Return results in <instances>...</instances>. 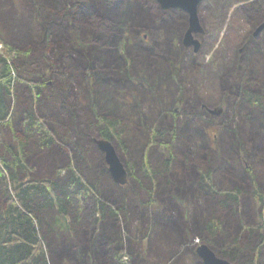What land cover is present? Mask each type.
I'll list each match as a JSON object with an SVG mask.
<instances>
[{
	"label": "rangeland",
	"instance_id": "1",
	"mask_svg": "<svg viewBox=\"0 0 264 264\" xmlns=\"http://www.w3.org/2000/svg\"><path fill=\"white\" fill-rule=\"evenodd\" d=\"M116 1L0 0V34L3 41L31 49L30 42H16L14 33L19 27L29 33L35 29L36 34L30 41L38 45L31 49L28 58L22 56L17 60L21 66L19 72L34 81L42 68L41 75L43 73L57 91L53 96H46L48 101L43 98L44 102L37 109L40 116L45 113L54 129L65 136L61 141L76 154L78 159L74 161L83 168L82 174L101 185V199L107 197L109 205L125 207L126 216L121 213L117 220L113 216L114 224H110L119 231L112 237L126 251L125 261L128 264H205L198 253L200 245L207 244L222 257V248L227 247L230 240L226 235L218 242L204 230L210 216V202L214 201L210 195L214 194L198 191L182 195L167 182L153 185L143 168L144 150L152 139L153 128L157 134L147 148L153 170L161 167L164 157L170 153L174 157L171 172L179 178L184 170V159L191 151L196 162L206 155L218 189L233 186L235 180L250 187L247 165L253 167L264 190V109L250 107L241 99L239 91L246 85L256 87L264 100V28L255 34L264 23V0H203L199 6L203 31L194 34L200 42L198 50L194 44L184 43L188 26L186 12L178 8L162 9L156 0H122V11L140 6L143 9L147 5L153 21L141 28L126 27L121 47L126 44L130 61L135 63L134 69L120 80L101 79L91 65L87 69L84 66L92 61L86 54L70 59L65 45L61 52L54 47L47 50L52 56L48 60L43 51V39L39 43L35 41L47 34L53 22L60 33L66 30L67 24L74 26V11L100 5L110 8ZM95 17L91 14L90 19ZM95 21L97 24L98 19ZM87 28L91 30L90 25ZM108 47L109 44L102 54L105 65L110 53ZM0 48H3L1 42ZM58 58L59 62L55 60ZM26 60L33 68L25 66ZM151 61L154 68L148 65ZM69 73L74 76L69 77ZM52 74L56 80L52 79ZM101 87L105 95L101 94ZM16 100L19 101L18 97ZM102 115L121 118L126 128L123 134L126 145L118 143L115 135V143L112 142L129 173L124 184L114 180L105 153L95 141L102 138L94 126L97 117ZM5 133L8 141L11 130L6 128ZM254 135L262 137L260 145L255 144L258 138L253 139ZM62 150L60 145L57 153L34 150L29 153L31 160L28 156L27 161L33 166L30 176H54L57 166L70 163L64 153L58 152ZM21 176L26 178L29 174ZM159 179L164 183L161 176ZM247 193L240 226L254 227L257 207L251 187ZM107 220L108 215L102 224ZM45 221L44 228L51 239L48 241L53 254L51 264H83L72 250L75 245L84 246L85 230L80 225L75 228L74 224V230L59 232L54 224ZM100 231L101 228L97 233ZM91 252L85 256V264H100ZM261 252L256 264H264V246ZM247 257L250 256L242 253L232 261L226 259L233 264H250Z\"/></svg>",
	"mask_w": 264,
	"mask_h": 264
},
{
	"label": "trees",
	"instance_id": "2",
	"mask_svg": "<svg viewBox=\"0 0 264 264\" xmlns=\"http://www.w3.org/2000/svg\"><path fill=\"white\" fill-rule=\"evenodd\" d=\"M121 2L122 0L113 2L114 5L112 4L110 8L107 5H100L91 9L82 8L80 12L74 11L72 17L74 26L67 24L66 30L60 33V30H55L56 24L53 22L47 34L35 41L39 43L43 39L45 54L52 47L61 52L63 45L66 46L65 49H68L66 51L69 52L70 59L86 54L85 56L92 61H88L89 64L86 63L84 66L87 69V66L91 65L94 71L97 70L101 79L107 81L123 79L131 69H134L133 62L135 63L134 60L130 61L126 44L124 48L121 47L126 27L141 28L145 24H151L153 20H151V11L146 8L147 5L143 9L140 6L122 11ZM254 3L258 4V2ZM91 14L97 17L92 20ZM88 25L91 26V30L86 29ZM52 29L55 31L50 32ZM14 34L16 42H30L31 49L37 47V43L31 42V38L36 34L34 28L29 33L23 32V28L19 27ZM94 34L97 36H92ZM3 40L0 34L3 47L0 48V264H51L52 251L48 248V241L51 239L44 228L46 227L45 219L48 224H54L59 232L74 230V224H76L75 228L80 225L83 231L85 230L84 238L82 236L84 246L75 245L76 247L74 246L72 250L81 258L83 264L86 263L85 256L90 250L100 264H128L125 261L126 251L120 248L112 237L119 231L112 225V228L110 227V224H114L113 216L116 220L121 213L126 216L125 207L123 206L124 209L114 205L113 207L108 204L107 197H104L105 200L101 199V185L97 180L96 184L94 181H89L82 174L83 168L74 161L78 159L76 154L73 155L68 144L62 142L66 139L65 136L54 129L45 113L40 116L37 109H40L39 106L44 102L43 98L47 95H55L57 90L50 85L51 82L45 75L42 76L43 73L41 75L42 68L39 69L38 77L34 81L28 80L19 72L21 66L18 65L17 60L22 56L28 58L31 55V49L19 48ZM108 44L110 53L108 52L109 57L105 65L102 58ZM47 56L48 60L52 59L51 53H47ZM55 60L59 62L60 58ZM25 62V66L29 65L28 60ZM153 64V61L148 62V65L154 68ZM31 67L33 68L32 64L28 69ZM78 73L79 71L76 72L77 76ZM69 74L72 75L69 77L74 76L73 73ZM52 76V79L56 80L53 74ZM102 87L100 92L105 95ZM239 91H241V99L247 101L250 107L264 109L263 96L256 87L246 85ZM56 115L61 118L60 115ZM121 120V118L102 115L97 117L94 126L98 129L100 137L115 143L113 140L115 135L118 143L120 142L123 146L126 145L123 137L126 128L120 122ZM6 128L11 130L12 134L8 141L4 136L7 135ZM150 134V138L153 139L157 130L152 128ZM256 137L254 135L252 138ZM261 140L262 137H259L255 144L260 145ZM150 142L144 150L143 168L150 175L153 185L158 186L167 182L177 188L182 195H193L198 191H202L203 194L213 193L214 195L210 196L214 201H209L210 216L204 223L206 224L204 230L218 242H221L224 236H229L227 247L222 248V257L232 261L235 256L245 253L250 256L247 257L248 263L256 264L261 258L264 246V190L253 167L246 165L245 170L251 195L257 207V224L254 227H242L240 217L246 207V196L249 194L247 191L250 187H247L244 182L235 180L236 185L218 189L214 181V172L207 163L206 155L203 154L201 161L198 160L197 163L191 151H188L184 159V170L179 178L171 172L174 157L170 153L166 158L164 157L161 167L153 170L148 161L147 148L150 147ZM60 145L63 150L58 152L64 153L70 163L65 166L56 165L58 168L54 176L31 177L33 166L27 161L28 156L31 160L29 153L33 150L38 153L47 151L57 153ZM22 173L29 176L23 178ZM159 176L164 179V183ZM107 215L109 221L102 224ZM235 221L239 224L236 227L233 225ZM98 224L103 226L97 228ZM99 228L102 230L100 234L97 233ZM167 234L170 233L167 231ZM251 238L255 241L252 242Z\"/></svg>",
	"mask_w": 264,
	"mask_h": 264
},
{
	"label": "water",
	"instance_id": "3",
	"mask_svg": "<svg viewBox=\"0 0 264 264\" xmlns=\"http://www.w3.org/2000/svg\"><path fill=\"white\" fill-rule=\"evenodd\" d=\"M162 9L178 8L188 14V27L184 36L186 45L194 44L196 50L200 47V42L194 34L202 32L203 27L200 22L199 6L203 0H156ZM264 28L261 24L255 34ZM99 148L105 153V160L109 170L116 182L124 184L127 180V169L121 162L113 143L107 139H95ZM198 253L203 258L205 264H232L227 259L218 256L207 244L198 247Z\"/></svg>",
	"mask_w": 264,
	"mask_h": 264
}]
</instances>
